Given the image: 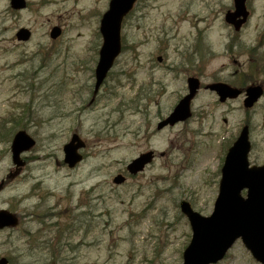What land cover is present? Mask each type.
<instances>
[{"label": "rangeland", "instance_id": "1", "mask_svg": "<svg viewBox=\"0 0 264 264\" xmlns=\"http://www.w3.org/2000/svg\"><path fill=\"white\" fill-rule=\"evenodd\" d=\"M108 2L29 0L25 10H13L10 0H0V120L7 127L0 132V208L23 216L20 227L0 230V256L11 264L44 263L51 233L38 232L40 223L27 212L45 209L60 215L57 222L72 235L77 264H182L192 229L179 204L188 199L203 215L213 211L226 149L246 122L251 162L264 163V96L246 110L244 96L222 103L204 86L247 78L264 85L257 69L264 64V0H249L251 18L240 32L224 20L234 0H139L123 23L128 48L91 105ZM58 24L64 30L54 40L50 30ZM22 26L33 31L26 42L16 38ZM199 38L209 49L193 57ZM190 74L203 86L191 120L157 131L159 115L187 91ZM12 124H25L38 142L22 174L10 180ZM74 132L87 146L85 160L71 169L63 149ZM150 148L157 154L151 165L116 185L114 176L126 175L129 161ZM216 264L257 263L237 241Z\"/></svg>", "mask_w": 264, "mask_h": 264}, {"label": "water", "instance_id": "2", "mask_svg": "<svg viewBox=\"0 0 264 264\" xmlns=\"http://www.w3.org/2000/svg\"><path fill=\"white\" fill-rule=\"evenodd\" d=\"M136 0H111L110 8L103 14L101 20V34L104 37L100 51V61L96 67V91L103 83L104 78L114 64L115 57L121 52V28L125 15L133 8ZM246 0H235L236 11H230L226 20L233 23L239 29L242 23L247 21L248 11ZM27 0H11L12 8L23 9ZM243 17L239 19V17ZM62 28L54 27L52 37L57 38ZM30 29L21 28L17 33L19 39L26 40L30 37ZM200 82L197 78H190V93L176 106L175 111L160 124V127L168 123L175 124L191 116V101L197 93ZM221 96V100L234 98L242 93V90L231 87L225 83H213L209 86ZM261 86L247 88L248 95L245 105L253 106L256 100L262 96ZM159 127V128H160ZM249 128L241 132L238 139L231 146L226 156V162L222 169L220 195L217 198L214 212L209 216H203L195 212L188 201L182 202V210L189 217L193 228V239L184 253V264H209L217 262L226 254L236 239L242 237L244 243L262 263H264V165L250 166L248 154L251 150ZM36 143L34 137L27 131L20 130L12 142L13 159L16 164H24L20 158L21 153L31 150ZM65 162L74 167L83 159L79 150L85 147L80 135L74 133L72 140L64 145ZM154 154H142L129 164V169L136 174L151 162ZM125 177L119 174L115 182H123ZM248 189V196L242 195L243 189ZM19 218L15 213L6 209L0 210V229L5 226L17 225ZM0 264H8L6 257L0 259Z\"/></svg>", "mask_w": 264, "mask_h": 264}, {"label": "trees", "instance_id": "3", "mask_svg": "<svg viewBox=\"0 0 264 264\" xmlns=\"http://www.w3.org/2000/svg\"><path fill=\"white\" fill-rule=\"evenodd\" d=\"M5 121H3V122H0V132L3 134V135H5V133L7 132H5L4 130L7 128L6 126H4L3 125V123H4ZM11 128H10V131L8 132V137L7 138H9V141H10V137L13 135V133H14V131L16 130V129H18V128H20V127H17V124H12L11 126H10ZM73 214H75L76 215V212L75 213H73ZM36 215V214H35ZM63 215V214H62ZM36 217L38 218V219H40L41 217L40 216H37L36 215ZM68 217H70V218H72V215L70 214ZM47 239V238H46ZM53 240L51 239V238H48L47 239V242H46V244H48L47 246L50 248V250H54L55 249V246H56V242H52ZM54 253H52L51 255L53 256H51L50 257V260L51 261H49L48 263H51V264H60V260H62V259H64V256L63 257H59V256H55V255H53ZM75 258V260H77V256H75L74 257ZM56 261V262H55ZM62 264H64L63 262H62Z\"/></svg>", "mask_w": 264, "mask_h": 264}, {"label": "bare ground", "instance_id": "4", "mask_svg": "<svg viewBox=\"0 0 264 264\" xmlns=\"http://www.w3.org/2000/svg\"><path fill=\"white\" fill-rule=\"evenodd\" d=\"M33 211L34 210H32V211H29V212H27V213H29V215H33ZM17 213V212H16ZM19 219H20V221H22L23 220V216L22 215H19ZM8 228V227H7ZM15 228V227H14ZM14 228H12V226H11V228H9V229H13L14 230ZM6 229V228H5Z\"/></svg>", "mask_w": 264, "mask_h": 264}]
</instances>
